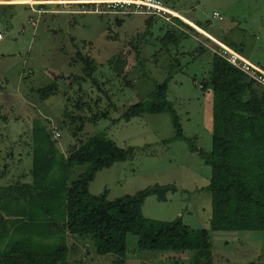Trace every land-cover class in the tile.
Instances as JSON below:
<instances>
[{"label": "rangeland", "instance_id": "1", "mask_svg": "<svg viewBox=\"0 0 264 264\" xmlns=\"http://www.w3.org/2000/svg\"><path fill=\"white\" fill-rule=\"evenodd\" d=\"M164 1L188 22L203 27L212 37L236 48L251 63L264 69V0ZM13 3L0 5L3 36L0 41V175L6 176L0 183L7 186L30 182L36 147L47 150L54 142L57 160L61 161L80 142L105 134L118 147L134 148L136 152L129 161L97 174L90 187L93 196L107 194L114 201L154 186H175L178 191L169 193L166 202L156 196L145 201V218L161 222L181 218L190 229H209L212 197L206 188L210 185L212 170L201 153L212 151L213 96L203 91L201 85L212 70L218 44L202 36H191L177 46L165 47L161 38L167 27L174 25L146 15L65 13L78 10L72 3L36 4L38 13L27 5H16L26 2ZM216 13L221 19L214 18ZM149 18L154 19L151 29L146 22ZM136 48L144 61L141 66ZM78 51L102 66L104 82L111 80L107 85L115 109L110 111L109 118L87 122L84 131L75 138L70 127L61 121L66 112L64 92L71 91L77 97L80 81L75 78L85 75L84 66L77 58ZM117 73L122 78H116ZM169 75L167 99L180 120L181 138L176 137L170 113L145 114L130 122L122 119L131 105L152 102L156 86L163 84ZM54 81L60 86L59 94L48 101L40 100L35 91ZM88 86L89 83L85 85L86 90ZM105 103L106 100L103 108ZM74 105L69 107L70 111ZM57 130L61 136L58 139L54 135ZM89 168L88 165L73 168L71 180ZM57 176L55 171L54 177ZM77 239H67L69 246L77 248L73 258L69 257L70 263L78 260L82 264H115L119 258L97 255L89 248L93 244L88 239ZM211 244L212 257L204 260L193 251L140 252L138 238L128 235L125 264H264V231L212 232Z\"/></svg>", "mask_w": 264, "mask_h": 264}, {"label": "trees", "instance_id": "2", "mask_svg": "<svg viewBox=\"0 0 264 264\" xmlns=\"http://www.w3.org/2000/svg\"><path fill=\"white\" fill-rule=\"evenodd\" d=\"M146 22L151 29L154 19ZM174 24L167 27L161 38L165 47L177 46L191 36H202L214 43L188 22L175 18ZM136 51L141 66L144 61L138 48ZM77 58L85 75L75 78L80 81L77 97L71 91L64 92L66 112L61 121L70 127L75 138L84 131L87 122L109 118L110 111L115 109L107 85L111 80L103 81L106 76L102 66L82 51L77 52ZM107 65L112 67L110 62ZM116 78L122 77L117 73ZM170 81L171 75L156 86L152 102L131 105L122 119L130 122L145 114L170 113L176 137L181 138L180 120L167 99ZM126 84H130L127 79ZM201 88L213 96L212 151L201 153L212 170L206 188L212 197L209 229H190L181 218L173 222L145 218V201L156 196L166 202L169 193L178 191L175 186H154L114 201L107 194L93 196L90 187L97 174L129 161L136 152L134 148H120L105 134H99L80 142L61 161L57 160L54 142L47 150L36 147L30 170L32 180L7 186L0 183V264H82L78 260L70 263L69 257L73 258L77 248L67 244L68 238L88 239L93 244L89 247L92 252L100 256L116 255L119 258L114 263L125 264L128 235L138 238L140 252L193 251L200 259L208 260L212 257V232L264 231V88L215 52L212 70ZM59 90L58 82L54 81L35 92L40 100L48 101ZM73 103L74 109L70 111ZM191 150L197 153L194 148ZM82 165H88L89 170L71 180L73 168ZM4 177L5 174L0 175V181Z\"/></svg>", "mask_w": 264, "mask_h": 264}, {"label": "built area", "instance_id": "3", "mask_svg": "<svg viewBox=\"0 0 264 264\" xmlns=\"http://www.w3.org/2000/svg\"><path fill=\"white\" fill-rule=\"evenodd\" d=\"M71 5H74L78 10L67 11L65 13L96 16L146 15L158 20H164L172 25H175V18L182 20L181 17H179L180 15L168 7L164 0H78V2L72 1ZM29 6L34 12L40 13V11L34 8V4H29ZM214 18L221 19L218 13L214 15ZM2 39L3 36L0 34V40ZM216 43L219 46V50L215 53L219 54V56L232 66L239 69L257 85L264 88V69L251 63L242 54L226 44L220 42ZM54 135L57 139L61 137L59 130H57Z\"/></svg>", "mask_w": 264, "mask_h": 264}, {"label": "crops", "instance_id": "4", "mask_svg": "<svg viewBox=\"0 0 264 264\" xmlns=\"http://www.w3.org/2000/svg\"><path fill=\"white\" fill-rule=\"evenodd\" d=\"M25 1H27V0H24V1H10V0H0V5H4V6H8V4H3V3H9V2H15V4H16V2H25ZM35 2H45V1H39V0H34ZM50 1H53V0H50ZM57 1H59V0H57ZM60 1H63V0H60ZM65 1H70V0H65ZM27 4H16V5H19V6H23V5H27V6H29V4H30V1H27L26 2ZM14 4V3H13ZM34 5H36V4H34ZM38 5V4H37ZM41 5H45V4H39L38 6H41ZM30 7V6H29ZM31 8V7H30ZM37 10V9H36ZM37 11H39V10H37ZM180 15V14H179ZM181 16V15H180ZM190 23V22H189ZM192 23V22H191ZM190 23V24H191ZM192 26H195V27H197L198 29H200L196 24H191ZM194 28V27H193ZM195 29V28H194ZM197 30V29H196ZM201 31H203L204 33H207L206 31H204V30H202V29H200ZM205 35V34H204ZM207 35H209V37L207 36ZM207 37L209 38V39H211L213 42H220V43H223V42H221V41H219L218 39H216L215 37H212L209 33H207ZM3 40V39H2ZM1 41V40H0ZM215 44V43H214ZM235 50V49H234ZM128 261V260H127Z\"/></svg>", "mask_w": 264, "mask_h": 264}, {"label": "bare ground", "instance_id": "5", "mask_svg": "<svg viewBox=\"0 0 264 264\" xmlns=\"http://www.w3.org/2000/svg\"><path fill=\"white\" fill-rule=\"evenodd\" d=\"M72 1H74V2H78V0H70V1H65V0H63V1H57V0H53V1H45V2H35L34 0H30V4H68V3H72ZM179 16V15H178ZM179 17H181V19L183 20V21H185V22H188L184 17H182V16H179ZM189 23V22H188ZM190 24V23H189Z\"/></svg>", "mask_w": 264, "mask_h": 264}]
</instances>
